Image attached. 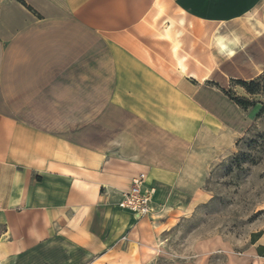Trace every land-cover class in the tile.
<instances>
[{"label":"crops","instance_id":"1","mask_svg":"<svg viewBox=\"0 0 264 264\" xmlns=\"http://www.w3.org/2000/svg\"><path fill=\"white\" fill-rule=\"evenodd\" d=\"M24 1L37 13L0 5V263L63 236L96 264H150L166 204L137 219L118 201L140 173L172 193L183 145L231 126L215 83L264 65L229 71L220 31L264 34V0Z\"/></svg>","mask_w":264,"mask_h":264},{"label":"rangeland","instance_id":"2","mask_svg":"<svg viewBox=\"0 0 264 264\" xmlns=\"http://www.w3.org/2000/svg\"><path fill=\"white\" fill-rule=\"evenodd\" d=\"M7 1L0 0V5ZM220 32L236 53L226 62L228 70L242 76L259 71L260 63L264 65V34H257L262 31ZM230 87L238 95L244 93L233 83ZM244 95L257 105L230 103L224 113L231 126L199 132L191 148L184 144L185 162L173 192L157 191L154 202L166 204L162 213L168 223L155 229L156 238L151 230L144 236L150 246L141 249L148 257L158 253L150 264H264V93ZM0 264L96 261L58 236Z\"/></svg>","mask_w":264,"mask_h":264},{"label":"built area","instance_id":"3","mask_svg":"<svg viewBox=\"0 0 264 264\" xmlns=\"http://www.w3.org/2000/svg\"><path fill=\"white\" fill-rule=\"evenodd\" d=\"M147 176L140 173L132 179L131 187L128 191L123 192L118 206L133 213L137 218L154 217L157 209L154 206V196L156 188L146 185Z\"/></svg>","mask_w":264,"mask_h":264},{"label":"trees","instance_id":"4","mask_svg":"<svg viewBox=\"0 0 264 264\" xmlns=\"http://www.w3.org/2000/svg\"><path fill=\"white\" fill-rule=\"evenodd\" d=\"M29 10L36 12L30 5L24 0H18ZM37 13V12H36ZM238 77V76H237ZM231 82L241 88L250 96H255L264 93V71L256 77L231 79ZM221 88V90L238 106L242 108L255 107L257 103L247 96L238 95L231 87L221 86L219 83H215ZM263 248V247H262Z\"/></svg>","mask_w":264,"mask_h":264}]
</instances>
